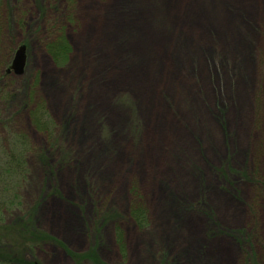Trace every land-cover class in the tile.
<instances>
[{
    "label": "rangeland",
    "instance_id": "rangeland-1",
    "mask_svg": "<svg viewBox=\"0 0 264 264\" xmlns=\"http://www.w3.org/2000/svg\"><path fill=\"white\" fill-rule=\"evenodd\" d=\"M8 6L6 60L25 45L26 64L2 84L35 96L25 109L0 93V151L23 135L30 147L6 187L0 154V254L25 264H264V0ZM59 37L70 51L56 61L46 44ZM42 101L53 135L31 119ZM32 231L40 239L26 241Z\"/></svg>",
    "mask_w": 264,
    "mask_h": 264
},
{
    "label": "trees",
    "instance_id": "trees-1",
    "mask_svg": "<svg viewBox=\"0 0 264 264\" xmlns=\"http://www.w3.org/2000/svg\"><path fill=\"white\" fill-rule=\"evenodd\" d=\"M8 2H9V0H0V93L5 92L6 93L5 95L11 101H15V98L19 99L20 100L19 101L20 108L26 109L29 106L30 98H31V100L34 99L35 91L34 92L28 91L26 89V84H25L23 89H22V92H16V94H15L14 93L15 91L14 92L8 91L9 88L7 89V87L6 88L4 87L5 83H4V85L2 84L3 80L5 82V78L8 77V70H9V66H8V63L6 60V57L9 55V50H8V46L6 48L3 45L4 44L3 43L4 37H5L6 30L8 29V31L9 30L12 31V27H13L12 25H14L11 10L8 6ZM40 6H42V5H40ZM5 39H8V35L6 36ZM7 44H8V42H7ZM46 46L48 48L49 54L56 61L63 54H68L70 51L69 43H68V41L66 42L65 38L59 37L57 40H55V42L54 41L48 42L46 44ZM31 113H32L31 119H32V122H33L34 126L36 127V129L41 130L42 132L47 133L48 135L54 134L55 124H54V121L51 120L49 117L45 102L42 101L41 103H38V105H36V107L31 110ZM23 139H25L26 141H21L18 137V140L20 141V143L16 144V146H14V143H13L12 147H11V145L9 146V144H6L4 147V150L0 151V154L2 155L3 159H6L5 161L4 160L1 161L3 168H8L6 170V173H5V176H7V179H5L4 177H1V179H2L1 185L3 186V184H4L3 187H6L11 183V181L8 179V175H13V174L16 175L19 170L25 171L23 158H25L27 156V153L29 152L30 147H29V139L27 138V136L23 135ZM27 139H28V143H27ZM27 147H28V149H27ZM24 149H25V152L23 153ZM49 174H50V172H49ZM11 196H14V193H11V191L9 189L5 190L4 194L2 196V198H4V199H2L1 204L2 205L3 204L10 205V203H11L10 197ZM132 211L134 214V218H137L139 223H144V221L146 220V210L144 208H142L140 206V204L139 205L134 204L132 207ZM27 217H28L30 225H32V222L34 221L33 217L35 218V214L29 213V215H27ZM25 234L27 235L28 232H26ZM25 234H22V236L25 237ZM29 235H31L32 237L31 238L26 237V241L30 240L34 237L38 239L40 236V235H37L35 231L30 232ZM9 254L10 253H8V252H5L4 255L0 254L1 255L0 256V264H25L26 263V261L23 259V257H20L18 259L17 253L12 254V255L11 254L9 255Z\"/></svg>",
    "mask_w": 264,
    "mask_h": 264
},
{
    "label": "water",
    "instance_id": "water-1",
    "mask_svg": "<svg viewBox=\"0 0 264 264\" xmlns=\"http://www.w3.org/2000/svg\"><path fill=\"white\" fill-rule=\"evenodd\" d=\"M26 46L20 45L14 54L12 59V63L10 69L13 70L17 74H21L24 71V67L26 64Z\"/></svg>",
    "mask_w": 264,
    "mask_h": 264
}]
</instances>
